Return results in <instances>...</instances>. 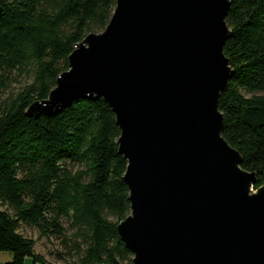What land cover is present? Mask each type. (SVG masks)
Segmentation results:
<instances>
[{"label":"water","instance_id":"95a60500","mask_svg":"<svg viewBox=\"0 0 264 264\" xmlns=\"http://www.w3.org/2000/svg\"><path fill=\"white\" fill-rule=\"evenodd\" d=\"M230 0H117L30 117L103 100L116 117L133 264H264V185L224 139Z\"/></svg>","mask_w":264,"mask_h":264},{"label":"trees","instance_id":"16d2710c","mask_svg":"<svg viewBox=\"0 0 264 264\" xmlns=\"http://www.w3.org/2000/svg\"><path fill=\"white\" fill-rule=\"evenodd\" d=\"M225 55L234 76L220 99L224 139L264 185V0H230ZM117 0H0V254L6 264H51L23 225L67 239L82 264H133L118 225L131 213L116 117L103 100H77L55 116H27L47 100L68 58L102 33ZM24 81L18 91L14 83ZM77 168V170H75ZM7 207V210H3ZM13 211V212H12Z\"/></svg>","mask_w":264,"mask_h":264},{"label":"rangeland","instance_id":"374dc122","mask_svg":"<svg viewBox=\"0 0 264 264\" xmlns=\"http://www.w3.org/2000/svg\"><path fill=\"white\" fill-rule=\"evenodd\" d=\"M19 82L12 85L14 91L20 90L24 85L23 80H19ZM7 209V207L3 208V210ZM62 224L66 230L67 239L53 234L45 236L36 227L29 225H23L21 233L35 241L36 253L43 256L51 264H82L81 255L75 248V238L73 237L71 225L66 220H63ZM11 261V254H0V264L10 263ZM26 264H32V258H28Z\"/></svg>","mask_w":264,"mask_h":264}]
</instances>
